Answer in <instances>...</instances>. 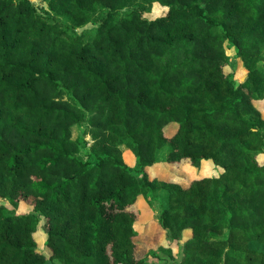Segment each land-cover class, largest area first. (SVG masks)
<instances>
[{
	"label": "trees",
	"instance_id": "1",
	"mask_svg": "<svg viewBox=\"0 0 264 264\" xmlns=\"http://www.w3.org/2000/svg\"><path fill=\"white\" fill-rule=\"evenodd\" d=\"M42 1L0 0V198L31 206L0 203V264H264V0ZM203 160L219 173L147 170Z\"/></svg>",
	"mask_w": 264,
	"mask_h": 264
},
{
	"label": "rangeland",
	"instance_id": "2",
	"mask_svg": "<svg viewBox=\"0 0 264 264\" xmlns=\"http://www.w3.org/2000/svg\"><path fill=\"white\" fill-rule=\"evenodd\" d=\"M35 6H37L38 9H47V3L42 1V0H31ZM165 12V8L160 6L159 4H154L152 6V9L150 12L144 13V16L152 19L157 16H160L162 13ZM97 26L96 23H87L83 27L77 28V32H80L82 30H87V31H92L95 29ZM227 54L229 55V63L224 67L225 72H231L234 75V78L236 80L241 79L244 74L246 73V69L243 66L241 60L237 58L234 54L233 48H227ZM262 100H256L255 103L259 110L264 114V106L261 105ZM174 131V125L167 127L166 128V133L171 134ZM83 132V128L81 127H74L72 130V137H75L76 135L80 134ZM85 138L88 141V144L92 143V139L90 138V135L85 134ZM122 155L124 161L128 164L130 169L134 171L135 173L137 170V163L135 156L131 152L130 149H125V147H122ZM164 152V151H163ZM160 155V157L163 156V153ZM259 161L264 162V154H259L258 155ZM204 163L201 164V166L195 167L193 169L189 164L185 163H180L177 168H171V167H159L158 164L154 165L153 167L147 168L149 171L150 176H159L163 178H171L174 180H178L182 183H185L189 181L190 179L197 178V177H203V176H214L219 173L220 168L217 165H214V162L211 160H204ZM0 203H4L8 208L13 209L16 213H24L30 210L31 206L25 202L19 203L18 206L13 207L11 204L8 203L7 200L1 199L0 198ZM140 207L141 210L139 213H141L140 217L138 216L137 220L135 221L133 227L135 230H137L139 233H142L143 230L145 229L146 223L147 222H157V219L160 216V206L158 200H153L152 203L146 200L145 197H141V202H140ZM188 234H184V236H187ZM34 236L37 241V246L39 250L44 253L46 256L50 255V250L48 247L45 245V239H46V233H45V228L43 226L42 221L39 222L37 230L34 233ZM164 240V238H163ZM141 242V246H142ZM144 245V244H143ZM157 244H155L156 246ZM173 251L174 253L178 254L176 256L177 260L180 257V250L176 245L173 244ZM174 264L175 261L173 259L169 258L165 253L159 251L156 253L155 256L149 255L147 257V264Z\"/></svg>",
	"mask_w": 264,
	"mask_h": 264
},
{
	"label": "crops",
	"instance_id": "3",
	"mask_svg": "<svg viewBox=\"0 0 264 264\" xmlns=\"http://www.w3.org/2000/svg\"><path fill=\"white\" fill-rule=\"evenodd\" d=\"M259 103H261V105L262 106H264V101L262 100L261 102H259ZM256 104V103H255ZM262 115H263V117H264V114L262 113ZM204 161V160H203ZM201 162V164H203L204 162ZM185 163V162H184ZM185 164H189L193 169H195V167L194 166H192L189 162H186ZM201 164L199 165V166H201ZM197 178H200V177H197ZM194 179V178H193ZM191 180V179H190ZM141 197L142 196H140L139 198H138V200H137V207L139 208V211L141 210V207H140V202H141ZM140 215H141V213H139V217H140ZM158 220V219H157ZM137 231V230H136Z\"/></svg>",
	"mask_w": 264,
	"mask_h": 264
}]
</instances>
